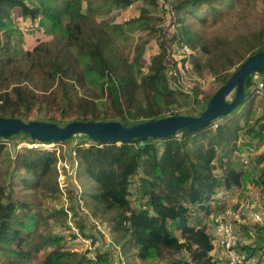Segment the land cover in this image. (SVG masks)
Wrapping results in <instances>:
<instances>
[{"label":"trees","instance_id":"1","mask_svg":"<svg viewBox=\"0 0 264 264\" xmlns=\"http://www.w3.org/2000/svg\"><path fill=\"white\" fill-rule=\"evenodd\" d=\"M27 1L0 0V30L6 35V38H0V116L29 122L36 120L30 116L34 110H39L44 113V118L39 120L59 126L71 121L90 120H117L131 126L171 114L199 116L212 98L208 97L202 107L196 98L197 106L193 111L171 112L178 101V94L181 93V97L186 94L170 86L168 56L171 53L165 41L159 43L160 51L152 56L149 71L141 75L140 81L136 80L132 63L123 58L118 49L120 35L109 30L110 26L117 31L120 29L88 14L93 10V0L88 2L86 9L83 0H62L60 5L33 7ZM111 1L126 7L135 2ZM217 3L218 0L177 3L176 21L181 30L176 36L178 41L173 45L190 49L189 55L194 62L190 73L201 69L195 56L197 48L211 54L213 61L207 64V70L218 76L223 85L251 55L264 51V31L239 33L235 38L217 37L212 42L183 23L188 15L206 23L210 14L223 12ZM233 7L234 2L230 1L228 9ZM203 8L206 13L202 12ZM15 9L20 10L26 24L29 18L36 19L38 14L41 24L51 23L53 38H42L31 48L20 47L13 32ZM147 15V9L142 7L140 15L123 24L134 25L143 21L144 29L149 30ZM115 24L119 28L122 25ZM121 34L125 36L123 31ZM16 39L18 41L15 42ZM148 44V37L137 43L135 66H143L142 55ZM210 44L215 46L214 51L210 50ZM186 60L184 57L180 61L182 66ZM234 66L237 68L229 73L228 69ZM256 74L264 82V72L250 74L244 82L245 100L232 112L220 117L228 119L215 128L212 124L217 119L198 131L182 128L180 137L102 142L82 135L85 141L73 145L67 153L64 149L51 151L24 147L25 151L18 153L19 162L26 172L23 183L26 187L48 188L51 182H55L54 190H59L58 166L67 163L74 173L68 181V196L73 201L70 211L81 230L85 227L79 222L84 204L94 219L101 218L100 222L110 225V232L115 237L113 241L124 256L132 253L142 261L155 258L162 261L171 254L176 260L170 264H218L211 255L213 237L208 227L211 222L209 216L212 215L211 201L227 198L238 189L246 190L250 186L260 187L264 193V153L254 162L247 153L245 156H233L238 132L254 117ZM197 81L198 86L201 85L202 79ZM100 101L104 102L101 104ZM164 107L169 112L164 111ZM244 108L247 111L242 115L240 110ZM231 116L237 119L232 121ZM240 119L245 121V125H241ZM263 119H257L244 134H250L252 138L259 136L264 141L261 133L264 123L258 124ZM16 136L20 137L19 142L53 143L36 141L29 134L20 132L0 137V159L5 153L6 139ZM73 138L75 136L54 143L64 145ZM157 139L162 140L161 145L156 143ZM256 164H263L257 177L254 175ZM141 170L140 184L135 193L131 186ZM134 194L142 199L137 206L131 199ZM61 213L64 215L63 225L68 227L69 211L62 208ZM46 226L48 220L40 219L30 202L12 199L0 186V251L7 264H32L29 257L33 250H48L42 264L94 262L88 252L80 254L66 248L68 238L51 230L44 231L42 227ZM241 228L250 236L256 230L254 242L243 245L249 256L264 249V224L257 223L251 228L242 225ZM75 235L73 233L74 238ZM21 254L26 255L27 260L12 258ZM101 255L98 256L101 258ZM108 255L112 259L111 253Z\"/></svg>","mask_w":264,"mask_h":264},{"label":"rangeland","instance_id":"2","mask_svg":"<svg viewBox=\"0 0 264 264\" xmlns=\"http://www.w3.org/2000/svg\"><path fill=\"white\" fill-rule=\"evenodd\" d=\"M89 1L90 0H83V6L85 9ZM134 1L135 2L133 4L126 7L122 4H113L111 0H93V3L91 4L93 10L88 12V14L94 16L98 21H108L110 24L115 25L117 29H120L119 32L115 30L113 26H110L109 30H111L115 34L120 35L117 41V43L119 44L118 49L122 57L128 59L129 62L132 63L134 77L138 81H140V77L143 73L149 71L152 56L160 51L159 43L164 40L169 49V52L171 53L168 56V75L170 86L171 88H177L178 90H180V92H184L186 94L185 97H181V93L178 94V101L173 106L174 110L172 111V109H170V111L174 113H187L193 111L197 106L196 98L201 101L200 107H202L208 97L213 96L214 93L222 86V81L217 78L218 76L207 70V64L213 61V59H210L211 54H208V52L197 48L195 50V56L199 59L201 69H195L197 72L194 70L192 73H190L191 67L193 66L192 63H194L193 61H191L192 58H190L189 55L191 52L186 49V46L177 47L173 45L175 41H178V37L176 36L180 33L181 30V25L176 21L177 12L175 9V5L179 2H185L187 0H157L155 2L152 0ZM230 1L234 2V7L228 9V4ZM61 2L62 0H28L27 4L33 7L40 6L41 4L60 5ZM217 4L222 7L223 12H219L216 15L210 14L206 23H201V21L195 19L192 15H188L183 23L188 26L193 32L200 33L201 36L204 37V39L211 40L212 42L217 37L235 38L239 33H248L261 30L264 31V0H218ZM142 7L146 8L148 12L147 17L149 19H145L148 21V25L150 27L149 30L144 29L145 23L143 21L140 22V24L134 25L123 24V22L136 17L137 15H140ZM202 12L206 13L204 12V8L202 9ZM13 18L15 22V30L13 32L19 40L18 45L20 47L26 49L31 48L34 43L41 40L42 38H53V35L50 34L52 24H48L47 22V24L45 23V25L41 24V17L39 14L37 15L36 19L29 18L26 24L25 19L20 16V10L15 9ZM115 23H122V25L119 28ZM121 31H123L125 36L121 34ZM147 37L149 39V44L145 46V50L142 55L143 66H135L133 64V62H135L136 55L135 47L137 43L145 40ZM0 38H6L3 30H0ZM17 39L15 40V42L18 41ZM213 49H215V46L210 44V50L214 51ZM184 57H187V60L182 66L180 61ZM236 68L237 67L235 66L229 68V73H232ZM196 77H200L198 78L199 80L202 79L201 85L199 84V86V82L197 81L198 79ZM254 78V83L256 86V95H254L255 97H253V105L255 110L254 117L247 123V127L240 129V131L238 132L239 137L236 147L237 150L235 149V153L233 154V156L236 157L245 156L247 153L250 157L253 158V162L256 161L257 157L261 153H264V141H261L259 136H257L256 138H252L250 134H244L246 133V130H250V126L253 125L257 119H259L260 117H264V86H259V81L261 80V77L259 75H255ZM195 95L198 97H195ZM231 97L233 98L234 94L231 95ZM102 102L104 101H100L101 104ZM168 110V108L164 107V111L169 112ZM246 111L247 110L244 108L240 110V113H243L242 115H244V112ZM41 117L44 118V113L39 110H34L33 114L30 116V118L36 120H39V118ZM230 118H232V116ZM227 119L228 117L218 118L212 124V127L215 128L217 124L225 122ZM234 119L237 118H232V121ZM240 120L241 125H245V121L243 119ZM229 123H231V120L229 121ZM262 123H264V119L258 124ZM257 128L258 127H256V129ZM261 133L264 135V129ZM19 138L20 137L16 136L6 139L5 153L0 159L1 188L6 191L7 196L10 195V197L16 201L30 202V205L33 207V210L37 213V215H39L40 219L48 220V226L42 227L44 231L51 230L54 234L62 235L65 237V239L68 238V241H65L66 248H68L69 250H75L80 254L88 252V255L92 257L91 259H93L94 262H88L86 264H115L117 262H121L122 264H170L171 262H174L176 260V257H173V255L171 254L166 255V258L162 261L156 258L150 259L148 261H142L137 257L136 254L133 255L132 253H129L126 256L122 255L120 249L113 241L115 237L113 233L110 232V225L106 222H100L101 218L94 219V216L91 215V213L88 211V208L85 207L84 204L83 214H81L79 222L81 223L82 227H85L83 230L80 229V226V228L77 227L78 225L75 223L73 212L70 211L71 203L73 201H71L68 196V181L71 177V174L73 173L72 168H63L62 164H59V174L57 178V182L60 188L59 190H54L55 182H51V187L49 186L48 188L26 187L23 183V177L25 176L26 172L22 168L21 162H19L20 159L18 155V153L22 154L25 149L21 146L22 142L18 141L20 140ZM84 141L85 140L83 139L82 135H76L75 138L68 141L64 145H61L59 143L37 144V148L41 150L48 149L51 151H59V149H64L65 153H67L73 145L83 143ZM161 141V139H157L156 143L161 145ZM86 142L89 143V141ZM240 148H242L243 150L240 151ZM262 166L263 164H256V168L254 171L255 177L259 175V169ZM141 174L142 170L138 175L135 176L134 183L131 186V191L135 193H137V188L140 184ZM73 179L74 183L77 184L78 182L74 176ZM250 181L253 183L252 180ZM254 189V200L264 207V193L262 189L260 187ZM246 190L238 189L240 193H243ZM216 197L220 198L221 196ZM131 199L134 206L141 204L142 199L139 198L137 194H134ZM220 199L222 201H211L212 215L218 212L221 208H225V206L231 202L232 198H227L225 200L223 198ZM62 208L69 211L67 223L68 227H65V225H63L64 215L63 213H61ZM98 225H101V227L105 231L104 233L97 228ZM75 227L78 229V231ZM73 233L76 234L75 238L73 237ZM177 234L179 235L178 232ZM86 238H90L93 240L97 238L101 239V241H98V249L95 250L97 247L90 248L88 246L89 240H87ZM94 246V244H91V247ZM27 248L28 247L26 246V249ZM100 253L103 254V256L101 255V258L98 256ZM108 253H111L112 259L109 258ZM47 254L48 250H42L39 252H34L33 250L32 254H30L29 259L32 264H42ZM12 258H16L18 260H27L26 255L24 256V254ZM0 264H7V260H3L2 258L1 251Z\"/></svg>","mask_w":264,"mask_h":264},{"label":"water","instance_id":"3","mask_svg":"<svg viewBox=\"0 0 264 264\" xmlns=\"http://www.w3.org/2000/svg\"><path fill=\"white\" fill-rule=\"evenodd\" d=\"M264 72V51L251 55L229 80L212 96L205 110L199 116L171 114L159 119L125 126L120 121H71L65 126L45 120L24 121L17 117L0 116V137H10L15 133H27L33 140L64 142L71 136L88 135L94 141H131L134 138L173 136L186 128L198 131L241 105L245 100V79L253 73ZM234 94L232 98L231 95Z\"/></svg>","mask_w":264,"mask_h":264},{"label":"built area","instance_id":"4","mask_svg":"<svg viewBox=\"0 0 264 264\" xmlns=\"http://www.w3.org/2000/svg\"><path fill=\"white\" fill-rule=\"evenodd\" d=\"M186 49L190 52L188 47ZM259 86L263 87L264 82L259 81ZM175 136L180 137L181 132L177 131ZM37 144L47 143L22 142L21 146L37 147ZM52 144L56 143L53 142ZM62 166L68 168L67 163ZM254 193L255 189L253 187H248L243 193H240V191L233 192L227 197L229 199L232 198L231 202L222 210L211 215V222L208 225L213 237V249L211 255L216 261H218V264H264V249L258 251L256 255L249 256L248 250L243 246L254 242L256 239V230H253L251 232L252 236H250L242 231L241 226L247 225L251 228L257 223L264 224V207L254 200ZM227 198H224V200ZM97 228L100 229L101 232H105L101 225H98ZM86 239L89 240L88 246L90 248L97 247L99 244L98 241H101L99 238L94 240L90 238ZM91 244H94L95 246L91 247ZM253 246H255V244H253ZM97 249L98 247L95 250ZM115 264L122 263L117 262Z\"/></svg>","mask_w":264,"mask_h":264},{"label":"crops","instance_id":"5","mask_svg":"<svg viewBox=\"0 0 264 264\" xmlns=\"http://www.w3.org/2000/svg\"><path fill=\"white\" fill-rule=\"evenodd\" d=\"M144 264V263H143Z\"/></svg>","mask_w":264,"mask_h":264}]
</instances>
